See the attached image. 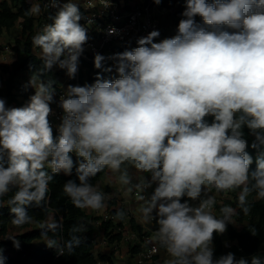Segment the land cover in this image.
Segmentation results:
<instances>
[{
	"label": "clouds",
	"instance_id": "1",
	"mask_svg": "<svg viewBox=\"0 0 264 264\" xmlns=\"http://www.w3.org/2000/svg\"><path fill=\"white\" fill-rule=\"evenodd\" d=\"M29 3L31 15L56 12L32 37L42 61L25 85L34 94L20 107L0 98V198L15 189L7 200L11 223L31 224L30 208L48 211L49 183L60 173H75L62 186L75 208L105 210L115 193L92 180L106 173L123 196L136 197L140 220L155 223L163 264H248L232 252L216 257L214 236L237 225V208L248 215L252 202L264 201V0H183L174 35L160 39L154 29L135 47L95 54L94 67L115 75L98 72L90 84L68 85L58 101L56 81L43 73L58 67L75 78L89 41L86 24L94 21L75 0ZM101 4L108 9L112 0ZM107 34L120 32L110 27ZM53 103L62 110L56 135ZM236 190V207L221 204L216 215L217 195ZM113 218L128 216L121 208ZM40 227L57 255H72L86 239L83 221L68 239L56 238L62 223L54 214ZM8 240L20 249L18 238ZM4 252L0 246V264ZM251 264L260 258L253 255Z\"/></svg>",
	"mask_w": 264,
	"mask_h": 264
},
{
	"label": "trees",
	"instance_id": "2",
	"mask_svg": "<svg viewBox=\"0 0 264 264\" xmlns=\"http://www.w3.org/2000/svg\"><path fill=\"white\" fill-rule=\"evenodd\" d=\"M182 3V8L176 11V15H181L183 11V0H177ZM30 3L28 0H3L0 2V32L5 30H11L16 26L18 22L22 26V37L24 38L23 43L18 40V43L23 44L21 49L15 46V51L17 53L16 60L11 65H3V69L9 72V80L6 82L7 90L4 91L0 86V98L6 101L9 107H20L24 105V100H19V97L14 91L12 82L20 75L22 72H37L42 69V61L40 60V55L34 51V46L32 44V37L40 32L38 24L35 22L34 15L29 14L28 9L30 8ZM177 20V18H176ZM199 20V17H197ZM179 20H177V23ZM84 70L80 71V79L84 84V79L86 77L87 84H90L95 79L98 72H100L105 78L112 77L111 73L102 72L101 69L94 67L92 62L83 63ZM53 69L51 72H44L43 79L48 80L53 75H55ZM55 87V85H54ZM24 96V94H23ZM25 97H28L25 95ZM207 121L211 123L212 117H206ZM244 138L248 140L249 145L251 144L252 137L248 134V130H244ZM57 133L54 131V135ZM250 155L255 159L257 152L253 150L250 146L247 149ZM252 168H255V163H253ZM106 173L100 174L98 177L92 180L93 184L105 177ZM68 179H75V173L71 177L65 176L63 173L55 175L53 180L49 183V199L50 205L48 211H43L39 208H30L29 215L33 217V222L31 224H26L17 227L11 223V214L7 206V200L11 198L14 194L15 189L9 192L2 200L3 206H0V246L5 249V256L7 257L6 264H27L26 258H31L37 262V264H97L99 259L111 260L108 256H97L94 253L95 240L93 239V233L97 230L96 223L101 222L105 233L111 235L110 240L120 241L123 238V232L118 231L116 234H112L117 227L123 228L124 222H116L113 218L104 220L102 216H95L89 213L87 210H81L75 208L70 199H68L63 193V184ZM105 192H110V188L107 187ZM239 190L233 191V198L225 200L222 204H228L232 207H236V197ZM254 195V194H253ZM252 198H250L251 200ZM107 209L111 216L114 217L116 210L123 208L127 216L129 215L127 209L123 205H118L119 200L114 197L110 201H107ZM221 204H217V209L219 210ZM239 213L234 219L239 223H245L241 229L236 226L229 224L227 234L232 241H236L231 248H226L224 234L214 236V247L215 256L226 254L228 252L235 253L236 258L245 257L248 260V264H251V257L253 255L260 258V264H264V201H254L251 204V209L248 215L243 214L238 208ZM54 214L55 218L62 223V228L56 233L57 239H68L69 230L74 224L80 222H86L87 232L82 235L86 237L84 243L77 248L72 255L65 254L63 256L57 255L55 249H47L42 247H33L32 242L37 238H43L41 235V227H34V223L37 222L41 225L49 215ZM130 224L132 229H136L140 233L144 232L143 227L138 224L136 219L131 216ZM249 226L255 227L257 230V235L253 236L247 230ZM154 227L156 225L154 223ZM12 228H18L23 230V232L11 233ZM146 233V232H145ZM51 235V233H50ZM16 237L21 242V247L19 250L15 249L8 240L9 237ZM241 248V249H240Z\"/></svg>",
	"mask_w": 264,
	"mask_h": 264
},
{
	"label": "built area",
	"instance_id": "3",
	"mask_svg": "<svg viewBox=\"0 0 264 264\" xmlns=\"http://www.w3.org/2000/svg\"><path fill=\"white\" fill-rule=\"evenodd\" d=\"M39 2L43 6L47 0H39ZM75 2L80 5L84 16L92 18L94 22L86 24L89 41L84 46V52L80 56L75 78L66 76V88L68 85L83 86L80 79V71L84 70V62L94 63L95 54L99 53L108 56L112 53L122 52L125 48L135 47L137 37L144 36L154 29L160 31V39L166 37L170 32L175 33L178 23L173 18H175L176 11L182 8V3L177 0H162L159 5L154 4L153 0H112V6L108 9L102 6L101 0H75ZM55 12V8H48L41 15H34L35 22L38 24L40 30L43 29L45 24L52 22L49 17L55 15ZM81 23L85 24L86 22L82 20ZM110 27L119 30L120 35H108L107 31ZM3 50L7 53L11 52L9 45H6ZM111 74L115 75L114 72ZM55 87L57 89L56 100L58 101L59 96L66 88L63 85ZM51 107L53 114L49 119L55 131L56 125L60 123L62 110L58 107L57 103H53ZM147 194H151V188L147 190ZM233 195V192L217 195V204H222L225 200L232 199ZM216 208L214 211H216ZM110 218L113 217L111 216ZM234 244H237V242L233 241L230 244V248ZM160 252L161 249L157 244L150 243L148 250L141 252L138 263L144 264L150 262ZM97 264H110V262L99 260Z\"/></svg>",
	"mask_w": 264,
	"mask_h": 264
},
{
	"label": "rangeland",
	"instance_id": "4",
	"mask_svg": "<svg viewBox=\"0 0 264 264\" xmlns=\"http://www.w3.org/2000/svg\"><path fill=\"white\" fill-rule=\"evenodd\" d=\"M3 0H0L2 2ZM29 1V0H28ZM179 7V6H178ZM175 21L181 19V15H175L174 16ZM177 18V20H176ZM172 20V18L170 17ZM22 26L21 23L18 22L14 28L11 30H5L3 32H0V62H5L6 65H11L17 58V53L15 51V46L23 48V41L24 38L21 34ZM174 33L167 34L166 37L172 36ZM18 40H21L22 43H18ZM6 45H9L11 48V52L7 53L3 49ZM34 51L40 55V49L34 47ZM53 70L55 72L58 71V73H55L50 79H53L56 81L55 86L63 85L64 88H66V71L59 69L58 67H54ZM32 76L31 72H22L20 75L12 82L13 91L18 95L22 97H19V100H24V105L28 102L31 95H33V89L28 87L25 88V85L29 81L30 77ZM9 80V72H6L3 69V63H0V86L3 88L4 91L7 90L6 82ZM84 83H87V79L85 77ZM24 94V96H23ZM27 95L28 97H25ZM52 106V105H51ZM89 211V210H87ZM91 214L95 216H102L105 220L110 219L111 214L107 210L106 213L102 215H96L91 211ZM216 215H219V210L216 208L215 211ZM131 215H128L127 220L125 221L123 228L117 227L112 234H116L118 231L123 232V238L120 241H112L110 240L111 235L105 233L103 227L101 226V222H97V230L93 233V239L95 240V248L94 253L97 256H108L111 258V260H107L110 262V264H139L138 258L141 255V252H146L149 248L150 243H155L152 239V234L155 230V227H144V232L140 233L136 229H132L130 225V219ZM236 221V220H235ZM118 222V221H116ZM237 225H235L238 229H241L245 223H239L237 222ZM34 227H40V224L35 222ZM23 232V230L18 228H12L11 233H18ZM146 232V233H145ZM224 240L226 248H230V244L233 243V241L228 237L227 234H224ZM33 247H42L47 248L45 244L44 238H37L32 242ZM166 253L163 249H161V252L159 255L154 256L153 260L150 262H146L144 264H163V260L166 259ZM99 260L104 261L106 259L100 258ZM27 264H37V262L31 258H26Z\"/></svg>",
	"mask_w": 264,
	"mask_h": 264
},
{
	"label": "crops",
	"instance_id": "5",
	"mask_svg": "<svg viewBox=\"0 0 264 264\" xmlns=\"http://www.w3.org/2000/svg\"><path fill=\"white\" fill-rule=\"evenodd\" d=\"M5 62H8V61H4V62H0V63L1 64L3 63V65H6V64H4ZM97 184L100 185L102 191H105L106 188L109 187L110 192H108V193H115L113 198L116 197L119 200L118 205H120V204L123 205L127 209L128 213L136 219L138 224H140L143 227V229H144V227H147V228L153 227L154 222L152 224H144L140 220L139 215L136 211L138 209V206H139L136 197L135 196H131V197L123 196L121 191L118 190L119 185H117L115 183L114 177H110L106 174L103 179H101L97 182ZM151 191H152V189H151ZM107 210L108 209L106 208L105 210H102L99 213H96V212H93V213H95L96 215H102V214L106 213ZM88 212L91 213V210H89Z\"/></svg>",
	"mask_w": 264,
	"mask_h": 264
}]
</instances>
